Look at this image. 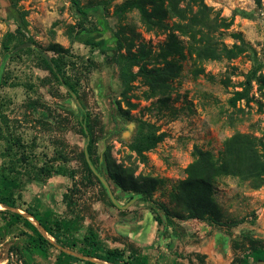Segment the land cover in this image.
<instances>
[{"label":"rangeland","instance_id":"obj_1","mask_svg":"<svg viewBox=\"0 0 264 264\" xmlns=\"http://www.w3.org/2000/svg\"><path fill=\"white\" fill-rule=\"evenodd\" d=\"M127 1L80 0L84 14H78L71 0H21L17 5L0 0V184L2 176L16 181L15 209L42 216L51 211L54 218L69 224L66 233L75 245L67 250L78 255L86 256L80 249L85 236L93 234L103 247L119 249L127 259L147 264H238L240 258L264 264L251 257L254 247L264 248V177L258 188L240 177L217 179L214 198L222 215L220 225L187 218L174 196L195 160V147L219 160L224 143L242 134L256 140L264 155V88L256 79L247 82L251 56L202 61L190 55L191 42L182 38L186 57L179 62V76L169 91L147 100L148 87L138 78L129 94L137 107L129 110L114 62L116 33L124 26L125 44L132 42L133 53L142 48L149 56L159 51L167 35L148 32L137 10L119 20L116 9ZM204 2L214 10L212 17L218 14L231 23L214 29L215 40L232 48L242 38L263 59L264 0L262 8L255 0ZM131 30L140 37L132 40ZM10 32L15 34L12 48L17 40L27 43L6 51L2 42ZM54 44L67 50L57 58L69 85L59 74L57 81L44 62L43 58L56 71L50 59L55 55L49 51ZM126 51L127 47L122 53ZM73 89L83 110L72 96ZM246 89L248 97L232 105L236 93ZM162 100H167L165 106ZM121 109L131 118L123 117ZM88 121L94 142L91 164L85 154ZM142 122L157 134H166L146 153L145 163L129 147ZM106 156L133 171L134 178L158 180L154 194L145 199L122 191L107 174ZM7 212L20 215L0 208V264H58L60 252H65L56 245L26 251L34 232ZM77 259L73 264L89 263Z\"/></svg>","mask_w":264,"mask_h":264},{"label":"trees","instance_id":"obj_2","mask_svg":"<svg viewBox=\"0 0 264 264\" xmlns=\"http://www.w3.org/2000/svg\"><path fill=\"white\" fill-rule=\"evenodd\" d=\"M21 0H13V4L17 5ZM73 7L78 14H84L80 0H71ZM258 7L262 8L261 0H255ZM197 7V10H195ZM137 10L139 13V21L141 25L149 31H157L166 34L167 38L163 44L159 46V51L154 52L152 56L147 50L140 48L136 53H133V43L128 45L125 27L121 32L116 33L117 49L114 57V62L117 65L123 85V96L126 99V105L131 109H135L136 104L132 103L129 94L135 89L133 83L138 78H142L147 85L148 91L144 93L147 100L158 97V95H166L169 91L172 80L179 76L181 70L180 61L185 60V45L182 38L188 39L190 43V55H196L202 61H222L224 59H236L242 54L249 53L253 61V68L248 73V84L253 80H258L261 83L260 89L264 88V68L263 59H259L255 50L251 48L242 38L240 44L229 48L223 42L215 40L211 36L214 29L226 27L231 23H226L224 19H220L216 14L212 17L214 10L208 7L204 0H129L116 9V16L119 20L124 19L129 12ZM27 12L21 15L22 21L25 23ZM216 31V30H215ZM133 35L132 40L140 37L135 31L131 30ZM123 35V36H122ZM200 36V38H198ZM239 38V35H235ZM15 40V34L7 33L2 42L3 48L6 51L12 52L18 45L23 46L27 42L17 40V45L12 48L11 41ZM199 45H193V43ZM127 47V53L122 51ZM50 52L55 56L51 57V61L56 67V71L46 61V67L51 75L59 81L58 74L62 76L63 83L69 85V82L64 78L63 66L57 58L67 52L62 46L54 44L50 46ZM138 68L134 72V68ZM262 80V82H261ZM80 99L76 89H73ZM248 97V90L236 93L234 99L231 100L232 105L242 101ZM250 99H248V102ZM161 104L165 106L167 100H162ZM123 117L131 118L126 110H120ZM89 119V118H87ZM81 125V123H80ZM87 129L90 136H93L91 123L87 122ZM134 141L130 144V149L134 151L140 158L142 163L147 162L146 153L153 150L159 143L164 141L166 134H157L154 128L142 122ZM83 131V128H82ZM84 134V133H83ZM93 138L88 148L90 156L92 155ZM250 136L236 134L224 143V152L221 159H216L209 151H204L195 147V160L186 168V178L181 180L175 189V199L178 206L187 213V218L200 221L209 220L215 224H221L222 215L219 206L214 198V185L218 178L222 176L240 177L244 180L254 182V187L258 188L264 177V155H261L258 150V143ZM87 168L86 161L84 160ZM106 169L109 178L124 192H133L142 195L143 198H150L156 188L158 180L150 176H140L134 178V172L130 169H123L121 165L106 156ZM15 180H11L6 176H2L0 184V203L18 208L12 196V191L16 187ZM166 216L169 212L165 209ZM16 223L28 225L33 230L34 235L30 236V246L26 247V251L44 250L46 246L52 247L51 243L42 235L38 228L29 220L21 215L7 212ZM46 230L50 237L56 243L65 249L73 250L75 240L66 232L69 231V224L54 218L51 211H47L43 216L29 212ZM85 245L80 249V252L90 258H95L110 264H147L141 259L129 260L125 257L123 251L114 248H105L95 239L94 235H87L84 238ZM58 264H73L78 261L74 256L60 252ZM264 248H253L251 257L254 261L264 260ZM93 264V263H87ZM238 264H250L244 258L238 260Z\"/></svg>","mask_w":264,"mask_h":264},{"label":"water","instance_id":"obj_3","mask_svg":"<svg viewBox=\"0 0 264 264\" xmlns=\"http://www.w3.org/2000/svg\"><path fill=\"white\" fill-rule=\"evenodd\" d=\"M72 96H73L74 100L76 101V103L78 104L79 108H81V109L83 110L82 105H81V103H80V101H79L77 95L74 94V93H72ZM84 130H85V134H86V136H87V143H86V145H85V154H86L87 161L91 164V161H90V158H89V153H88V145H89V142H90V134H89V132H88V130H87V127H86L85 125H84ZM102 181H103V183L105 184V186H106L107 188H109V187H108V184L106 183V181L103 180V179H102ZM122 195L124 196L125 193H123ZM0 206H1L2 208H4V209L11 210V211H13V212H15V213H18V214L22 215L24 218H26L27 220H29L31 223H33V224L38 228V230L42 233V235H43V236H44V237H45V238H46L51 244L56 245L58 248H60V250L64 251L65 253H67V254H69V255H71V256L77 257V258H83V259L86 260L87 262H90V263H93V264H110V263H107V262H104V261H101V260H98V259H95V258H90V257H87V256L78 255V254H76V253H74V252H72V251H69V250H67V249H65V248L60 247L59 245L56 244V242L54 241V239H53L52 237L49 236V234H48V233L46 232V230L42 227V225H41V224H40V223H39V222H38V221H37V220H36L31 214L26 213V212H24V211H21V210H19V209L11 208V207H9V206H7V205H4V204H2V203H0ZM30 217L33 219V221L29 219Z\"/></svg>","mask_w":264,"mask_h":264},{"label":"bare ground","instance_id":"obj_4","mask_svg":"<svg viewBox=\"0 0 264 264\" xmlns=\"http://www.w3.org/2000/svg\"><path fill=\"white\" fill-rule=\"evenodd\" d=\"M0 208H2V207L0 206ZM29 219L33 221V219L31 217Z\"/></svg>","mask_w":264,"mask_h":264}]
</instances>
